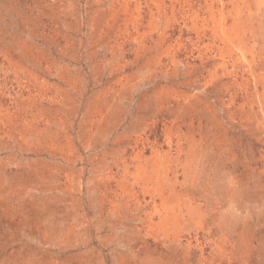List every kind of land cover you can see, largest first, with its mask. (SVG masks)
Listing matches in <instances>:
<instances>
[{
	"label": "rangeland",
	"instance_id": "374dc122",
	"mask_svg": "<svg viewBox=\"0 0 264 264\" xmlns=\"http://www.w3.org/2000/svg\"><path fill=\"white\" fill-rule=\"evenodd\" d=\"M0 264H264V0H0Z\"/></svg>",
	"mask_w": 264,
	"mask_h": 264
},
{
	"label": "bare ground",
	"instance_id": "6f19581e",
	"mask_svg": "<svg viewBox=\"0 0 264 264\" xmlns=\"http://www.w3.org/2000/svg\"><path fill=\"white\" fill-rule=\"evenodd\" d=\"M214 14V13H213ZM224 27V25H222ZM224 29V28H223ZM221 33V32H220Z\"/></svg>",
	"mask_w": 264,
	"mask_h": 264
}]
</instances>
